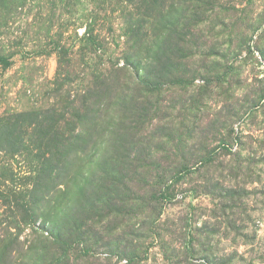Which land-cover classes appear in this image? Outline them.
Here are the masks:
<instances>
[{"label":"rangeland","instance_id":"374dc122","mask_svg":"<svg viewBox=\"0 0 264 264\" xmlns=\"http://www.w3.org/2000/svg\"><path fill=\"white\" fill-rule=\"evenodd\" d=\"M0 264H264V0H0Z\"/></svg>","mask_w":264,"mask_h":264},{"label":"trees","instance_id":"16d2710c","mask_svg":"<svg viewBox=\"0 0 264 264\" xmlns=\"http://www.w3.org/2000/svg\"><path fill=\"white\" fill-rule=\"evenodd\" d=\"M6 61L5 57L0 56V62Z\"/></svg>","mask_w":264,"mask_h":264}]
</instances>
